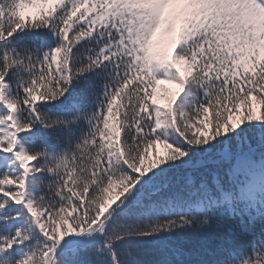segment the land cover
Returning <instances> with one entry per match:
<instances>
[{
	"label": "snow or ice",
	"instance_id": "obj_1",
	"mask_svg": "<svg viewBox=\"0 0 264 264\" xmlns=\"http://www.w3.org/2000/svg\"><path fill=\"white\" fill-rule=\"evenodd\" d=\"M0 264H264V0H0Z\"/></svg>",
	"mask_w": 264,
	"mask_h": 264
}]
</instances>
